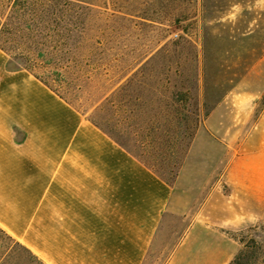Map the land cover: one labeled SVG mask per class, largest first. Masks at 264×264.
<instances>
[{
	"label": "rangeland",
	"instance_id": "1",
	"mask_svg": "<svg viewBox=\"0 0 264 264\" xmlns=\"http://www.w3.org/2000/svg\"><path fill=\"white\" fill-rule=\"evenodd\" d=\"M0 45L173 188L164 258L264 264V0H0ZM0 264L42 263L0 229Z\"/></svg>",
	"mask_w": 264,
	"mask_h": 264
},
{
	"label": "crops",
	"instance_id": "2",
	"mask_svg": "<svg viewBox=\"0 0 264 264\" xmlns=\"http://www.w3.org/2000/svg\"><path fill=\"white\" fill-rule=\"evenodd\" d=\"M175 213L167 182L0 48L2 231L42 264H229L237 247L180 241L164 258Z\"/></svg>",
	"mask_w": 264,
	"mask_h": 264
},
{
	"label": "trees",
	"instance_id": "3",
	"mask_svg": "<svg viewBox=\"0 0 264 264\" xmlns=\"http://www.w3.org/2000/svg\"><path fill=\"white\" fill-rule=\"evenodd\" d=\"M187 13L185 12V11H181L179 14H177V15H175V17H174V19H173V21H181V20H187L188 18H187ZM0 48L4 51V52H6V49L2 46V45H0ZM23 68H25V69H27V70H29V71H31L37 78H39L43 83H45L47 86H49L53 91H55L59 96H61L62 98H64L56 89H54L53 87H51L45 80H43L37 73H35L31 68H29V67H23ZM65 99V98H64ZM65 100H67V99H65ZM68 101V100H67ZM69 102V101H68Z\"/></svg>",
	"mask_w": 264,
	"mask_h": 264
}]
</instances>
